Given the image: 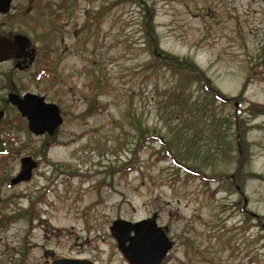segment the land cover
I'll return each instance as SVG.
<instances>
[{"label":"rangeland","instance_id":"1","mask_svg":"<svg viewBox=\"0 0 264 264\" xmlns=\"http://www.w3.org/2000/svg\"><path fill=\"white\" fill-rule=\"evenodd\" d=\"M15 2L32 3L29 23L13 27L37 50L15 85L55 103L62 123L51 135L7 136L19 139L0 158V264H50L47 250L129 264L112 222L154 215L172 242L161 264H264V110H248L264 107V0ZM148 19L158 52L242 98L240 144L236 103L212 101L154 59ZM23 156L37 169L11 185Z\"/></svg>","mask_w":264,"mask_h":264},{"label":"flooded vegetation","instance_id":"2","mask_svg":"<svg viewBox=\"0 0 264 264\" xmlns=\"http://www.w3.org/2000/svg\"><path fill=\"white\" fill-rule=\"evenodd\" d=\"M15 4L16 5H14V0H0V78L2 79L0 80L2 81L0 83V89H1L0 91L5 90V92L0 94V158H2L4 154L6 155L8 152L10 155V150L8 148V145L14 142L15 140L18 141L19 139L18 135H16L14 138H9V142H8V138H7L8 135L13 136V133L15 132L22 133L23 131H26L27 133H30L34 136H42L44 134L49 135L46 132L42 134H35L31 132L28 127L27 117L22 115L17 105H15L12 102V99L10 98V95L12 94L17 95L18 99H22L24 95L27 93L38 95L30 91H19L15 85L17 81L14 80V78L19 76V74L23 75L24 73H28L31 67L35 66V64L37 63V50L34 47V45L30 42L29 39H28L29 42L23 40L25 37H27L23 31L13 27L14 24L17 22H21L24 24L29 23L27 16L29 15L32 9V3H29L28 6L25 8V10L22 4L18 2H15ZM19 4L21 6H19ZM59 4H60L59 10H61L62 4L61 2ZM3 65H5V68L3 67ZM33 75L34 77L37 76L36 78L40 77V75L36 71L33 73ZM43 98L44 101L47 102L45 100V97ZM32 113H34V110H32ZM24 157L27 156H23L19 158V164H18L19 170L15 176L10 178L9 181L10 184L12 179H14L19 175L22 167L21 159ZM35 163L36 166L31 169V175L29 179L23 180L17 184L26 183L31 180L33 174L35 173L34 171H36L38 166L37 160H35ZM119 239L122 240L124 244L128 243V241H125L123 235H120ZM45 252L48 254V257H45L44 256L45 253H43L46 262L48 261V259L49 262L51 261V255H53L56 258H63L57 256L53 250H49V251L47 250ZM65 258L88 259L85 257H65ZM92 262L95 264L94 261Z\"/></svg>","mask_w":264,"mask_h":264},{"label":"water","instance_id":"3","mask_svg":"<svg viewBox=\"0 0 264 264\" xmlns=\"http://www.w3.org/2000/svg\"><path fill=\"white\" fill-rule=\"evenodd\" d=\"M26 42L28 38L23 39ZM12 102L19 111L28 119L29 130L35 134L44 132L53 134L56 127L62 123L59 107L55 103L45 102L42 96L27 93L22 99L17 95H10ZM34 110V113H32ZM22 167L19 175L12 179L11 185L29 179L31 169L36 166L31 157L21 159ZM112 236L117 241V246L129 264H161L167 252L172 247V242L163 232L162 228L152 218L137 222L117 219L110 226ZM132 233V234H131ZM123 235L127 244L119 236ZM131 235V236H129ZM45 257L48 254L45 252ZM50 264H94L88 259L56 258L51 255Z\"/></svg>","mask_w":264,"mask_h":264},{"label":"trees","instance_id":"4","mask_svg":"<svg viewBox=\"0 0 264 264\" xmlns=\"http://www.w3.org/2000/svg\"><path fill=\"white\" fill-rule=\"evenodd\" d=\"M58 17L61 18V14H58ZM143 27H144V45L148 46V49H151V54L152 57L154 59H161L163 58L165 61L168 62L170 68H175L177 71L179 72H183L180 76H182L183 82L185 83V85H191L193 83L197 84L199 83L200 86L202 87V89L205 90V92L211 96L212 101H220L221 104H227L229 102H235L236 104L233 105L235 108V115L233 118V122L231 121V123H234L236 125V131H235V138H236V142L238 143L239 137L242 134L244 128L246 129L245 125L242 124L239 126V122H235L237 120V118L239 117L240 113L242 112V109H239L240 105H241V97H226L223 94L219 93V91L215 90L211 84H210V80L209 78H207L204 74L203 71H201L196 65H194L192 62H189L187 60H179L178 57H175L174 55H170V54H163L160 52H158V46H157V40L154 36V32H153V26L150 22V19L145 20L143 22ZM150 47V48H149ZM157 51V52H156ZM161 66V65H159ZM176 73V72H175ZM180 80V79H179ZM180 83H182V81L180 80ZM183 84V83H182ZM184 86V85H183ZM245 87V84H244ZM243 87V88H244ZM243 88L241 91H243ZM185 91H181L180 95L182 94V96L180 97L181 101H182V105H187V99L184 97L186 96V94L184 93ZM249 113L250 114H255L256 112L260 113V111L264 110L263 105L258 104V103H253L251 102L249 107H248ZM245 111V110H244ZM256 113V114H258ZM239 126V127H238ZM240 144V143H238ZM245 160L244 156L240 153V156L238 157V172L240 173L242 170V166H243V161Z\"/></svg>","mask_w":264,"mask_h":264}]
</instances>
